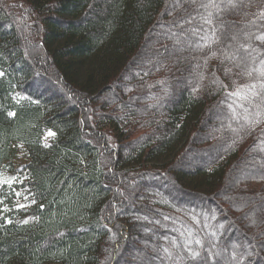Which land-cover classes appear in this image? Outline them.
<instances>
[{
	"label": "trees",
	"instance_id": "1",
	"mask_svg": "<svg viewBox=\"0 0 264 264\" xmlns=\"http://www.w3.org/2000/svg\"><path fill=\"white\" fill-rule=\"evenodd\" d=\"M207 2L0 0V166L30 160L29 206L0 190V264H264V123L232 117L252 81L222 54L264 0Z\"/></svg>",
	"mask_w": 264,
	"mask_h": 264
},
{
	"label": "snow or ice",
	"instance_id": "2",
	"mask_svg": "<svg viewBox=\"0 0 264 264\" xmlns=\"http://www.w3.org/2000/svg\"><path fill=\"white\" fill-rule=\"evenodd\" d=\"M221 2H223V0H221ZM193 3H195V0H193ZM228 3L231 7H237V4L234 3L233 0H228ZM198 7L205 10H220V4L216 3V0H208L207 3H200ZM258 15L261 19H264V11L260 12ZM195 19V16H190L185 21V23L191 24ZM201 19L203 20L204 24L212 25V12L209 11L208 15L205 17H201ZM254 26H256L255 20L251 21L249 27ZM190 31L193 35H196L198 34L199 29L194 27ZM243 35L245 40L244 43L239 42L240 34L233 35L231 39L233 41H236L237 43L235 45L229 44L228 48L231 49V51L222 50V54L224 56V59L230 61L233 67L239 69L241 73L243 75H246L252 82L244 86H235L232 90L228 91L226 95L228 99L232 101L230 104H228V108L232 113V117L234 119L237 118L240 115L239 113H237V109H240L241 113H243L242 118L245 122V125L248 127H252L253 125L264 123V55L261 54V49L259 47H253L252 44V41L255 40L264 45V32H260L258 28L257 33H253L249 30L248 32L243 33ZM200 39L208 41L209 43H205L203 45L197 44V48L210 47L211 43L218 42L220 38L216 36V31L213 30L212 36H208L207 34H205L204 36H201ZM212 55L216 56V52L213 51ZM231 71V68L225 69L226 74ZM3 75L4 73L0 72V77H2ZM217 83L219 82L217 81ZM220 86L226 87L222 83L220 84ZM252 109H255V111L253 112ZM9 115L15 114L9 113ZM54 136L55 133L49 131L45 136V141H47L48 137ZM43 147L48 148L51 147V145L45 142L43 144ZM16 183H22V181H18L15 177L8 179L0 178V190H2L5 186L12 189L11 194H13L17 198L15 210L20 211L21 209H24L29 205L19 203V199L22 196V193L20 191H17L13 187V185ZM28 191V189H25V192ZM23 199L28 200L29 196L23 195ZM0 203H3V200H0ZM31 203H36L34 198L31 200ZM41 210H43V205H41ZM7 211H10V209H8L7 207L0 208V212ZM5 223L10 224L11 220H5ZM23 223L27 224L28 220H24ZM210 234L212 236L216 235L215 232H212ZM189 235H191V233H189ZM194 243L200 247H204L200 239H195ZM173 244L175 245L174 241ZM231 247L232 251L230 254V260L235 261L236 264H243L244 257L251 255L250 252H238V245L233 244ZM184 248L188 252L189 259L196 260L198 257H200V252L198 250L192 249L187 242L185 243ZM164 252L170 255L167 248L164 249ZM219 255H221V253H212L211 251H209L208 256L205 259H211L212 257Z\"/></svg>",
	"mask_w": 264,
	"mask_h": 264
},
{
	"label": "rangeland",
	"instance_id": "3",
	"mask_svg": "<svg viewBox=\"0 0 264 264\" xmlns=\"http://www.w3.org/2000/svg\"><path fill=\"white\" fill-rule=\"evenodd\" d=\"M49 131H46L43 136V144L46 142L50 144L54 137H48L47 141H45V136ZM10 158L8 161L4 162L0 166V178L8 179L15 177L18 181H22V183H16L13 185V187L22 193V196L19 199V203H23L26 205L30 204V197L28 200L23 199V195H28V192H25V187L23 185L25 184V177L22 176L23 168L30 162L28 153L23 145L20 143H14L11 145L10 148ZM7 187V186H6ZM8 188V187H7ZM9 190L12 189L8 188ZM14 196V195H13ZM14 200L17 202V198L14 196Z\"/></svg>",
	"mask_w": 264,
	"mask_h": 264
}]
</instances>
